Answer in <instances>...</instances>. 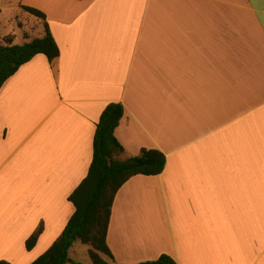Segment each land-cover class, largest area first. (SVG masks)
<instances>
[{"label": "crops", "instance_id": "crops-1", "mask_svg": "<svg viewBox=\"0 0 264 264\" xmlns=\"http://www.w3.org/2000/svg\"><path fill=\"white\" fill-rule=\"evenodd\" d=\"M15 4L39 37L44 22L20 6L44 13L59 56L35 55L0 88V260L30 264L61 234L100 114L120 102L121 154L153 148L166 162L117 191L113 260L264 264V0ZM81 244L70 250L88 255Z\"/></svg>", "mask_w": 264, "mask_h": 264}, {"label": "trees", "instance_id": "trees-1", "mask_svg": "<svg viewBox=\"0 0 264 264\" xmlns=\"http://www.w3.org/2000/svg\"><path fill=\"white\" fill-rule=\"evenodd\" d=\"M21 8L42 19L44 34L24 43L15 44L8 39L0 43V88L35 55H45L50 63L59 56V48L48 29L44 13L31 6L21 5ZM123 113L120 102L108 103L101 112L93 136V154L87 175L68 197L74 212L51 246L30 264H69L72 262L69 250L76 241L89 245V264H122L113 260L106 244L115 195L130 177L137 174L157 175L163 171L166 162L164 153L153 148H142L135 156L119 158L124 149L114 131ZM40 232L41 229L36 230L26 240L27 249L33 247ZM0 264L10 263L0 260ZM135 264L178 263L163 253L156 259Z\"/></svg>", "mask_w": 264, "mask_h": 264}, {"label": "rangeland", "instance_id": "rangeland-1", "mask_svg": "<svg viewBox=\"0 0 264 264\" xmlns=\"http://www.w3.org/2000/svg\"><path fill=\"white\" fill-rule=\"evenodd\" d=\"M17 1L19 2V0H0V43H2L5 39L11 40V42L15 44L23 42V35L18 29L16 21L23 20L25 24H27L26 31L28 34H30L28 41L39 37L42 32V26L39 23V19H34V17L27 19L20 15L21 12L18 6L15 4ZM119 158H125V155L120 154ZM81 245H83V247L89 246L86 244ZM70 256L72 262L69 264H87L89 262L87 253L81 248H73L70 250Z\"/></svg>", "mask_w": 264, "mask_h": 264}]
</instances>
